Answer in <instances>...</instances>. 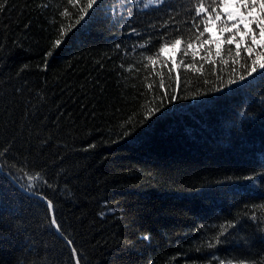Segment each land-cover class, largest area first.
<instances>
[{"label": "trees", "instance_id": "obj_1", "mask_svg": "<svg viewBox=\"0 0 264 264\" xmlns=\"http://www.w3.org/2000/svg\"><path fill=\"white\" fill-rule=\"evenodd\" d=\"M145 1L101 0L53 48L78 8L0 0V264H74L45 202L13 181L37 174L81 264H264V74L239 81L196 43L194 69L183 43L152 64L143 46L187 41L196 0ZM177 75L181 98L145 120Z\"/></svg>", "mask_w": 264, "mask_h": 264}, {"label": "snow or ice", "instance_id": "obj_2", "mask_svg": "<svg viewBox=\"0 0 264 264\" xmlns=\"http://www.w3.org/2000/svg\"><path fill=\"white\" fill-rule=\"evenodd\" d=\"M7 0H4V4ZM101 3V0H86V3H82L81 0H67V4L78 8V14L72 23L68 25H61L59 28V35L52 44L53 48L59 47L62 43L61 37L66 36L67 33L75 28L77 25H81L86 18L89 17L93 12H95ZM165 3V0H147L145 7L149 5L160 6ZM4 4H0V12L4 10ZM40 7H47V5H40ZM195 13L193 28L195 32L191 35L187 41L183 39L182 36L177 35L171 40H164L163 42H158V49L153 52L150 46H143L147 52L152 54L147 55L146 59L152 64L156 63L153 58L159 57L165 48L171 46L175 48L177 45L186 44L183 49V55L187 56V49L191 48L193 61L191 63H185L183 59L180 63L184 65L186 69H194L195 67V57L198 54L199 49L194 47V43L199 45V48L204 49V55L201 57L203 61H210L215 65L216 60L213 57L223 59V53H227L228 56L232 58V71L235 72V66L239 64L242 71L239 73V81H244L246 77L255 78L256 75L264 74V0H196L193 6ZM63 17L69 16L67 8L60 12ZM195 18H199V23L195 22ZM213 29L218 32V36H213ZM135 31V30H133ZM191 31V29H190ZM207 34V35H206ZM163 40V37H161ZM207 46V47H205ZM229 46V47H225ZM49 56L52 52L48 53ZM162 64L167 66L166 61H161ZM228 63V61H224ZM147 67V65H145ZM198 70V69H197ZM159 75V73H158ZM169 77L171 78V69H169ZM207 83V81H205ZM230 84L237 83L236 79H231ZM181 85L180 76H176V87L171 91H164L158 93V96H154L152 101H149L150 105L146 106L145 120L156 116L157 113H161V109L166 107L167 104L172 103L175 100L180 99L178 89ZM149 89L152 85H148ZM160 88H165L163 81L160 83ZM220 89H217L219 91ZM158 99V102H157ZM162 114V113H161ZM144 121H141L143 123ZM90 147H94L91 146ZM7 151V149H5ZM3 155V153H0ZM264 175V173H261ZM40 178L37 175H28L26 190H29L30 195H37L36 191H32L33 181ZM244 179L252 180L254 177L248 176ZM47 183V181H44ZM49 188L53 187L52 184L47 183ZM40 199L46 204V212L50 217V227L55 229V232L60 234L70 251V259L74 261V264H81V257L74 246L73 241L67 236L63 235L61 224L58 222L56 217L54 203L51 199H48L43 193L39 194ZM260 208H264V205H260ZM247 215V213H246ZM250 219L258 221L260 218L255 214V209H253V214ZM234 223H229L227 227L221 225V231L219 236L216 237V243H220V236H225L227 228H234ZM143 239H149L148 236H144ZM214 245H209L213 247ZM216 257H213L215 259ZM219 264H225L224 260H220ZM228 264H232L229 260ZM243 264V261L240 262Z\"/></svg>", "mask_w": 264, "mask_h": 264}, {"label": "rangeland", "instance_id": "obj_3", "mask_svg": "<svg viewBox=\"0 0 264 264\" xmlns=\"http://www.w3.org/2000/svg\"><path fill=\"white\" fill-rule=\"evenodd\" d=\"M146 3H147V0L145 1L144 4H146ZM206 35H207V34H206ZM213 36H214V37L218 36V32H217L215 29H213ZM197 47L199 48V45H198ZM197 47H195V48H197ZM205 47H207V46H205ZM225 47H229V46H225ZM199 49H203V48H199ZM192 50H193V49H192ZM203 50H204V49H203ZM166 51H167V52H166V56H168V57L176 56L177 53L179 52V50H178L177 47H175V48H173V47L167 48ZM172 60H174V59L172 58Z\"/></svg>", "mask_w": 264, "mask_h": 264}, {"label": "water", "instance_id": "obj_4", "mask_svg": "<svg viewBox=\"0 0 264 264\" xmlns=\"http://www.w3.org/2000/svg\"><path fill=\"white\" fill-rule=\"evenodd\" d=\"M11 177H12V176H11ZM12 179H13V178H12ZM13 181L15 182V184H16L18 187H20L21 190L23 189L26 193H28V194L30 195L29 190H26L25 187L19 185V184L15 181V179H13ZM32 196H36L37 198H40L39 194H37V195H32Z\"/></svg>", "mask_w": 264, "mask_h": 264}, {"label": "bare ground", "instance_id": "obj_5", "mask_svg": "<svg viewBox=\"0 0 264 264\" xmlns=\"http://www.w3.org/2000/svg\"><path fill=\"white\" fill-rule=\"evenodd\" d=\"M0 169L2 170L1 164H0ZM8 175V174H7ZM9 176V175H8Z\"/></svg>", "mask_w": 264, "mask_h": 264}]
</instances>
